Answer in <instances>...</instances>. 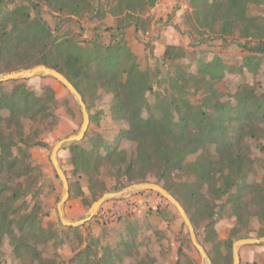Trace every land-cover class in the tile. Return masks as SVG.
<instances>
[{
  "label": "rangeland",
  "instance_id": "374dc122",
  "mask_svg": "<svg viewBox=\"0 0 264 264\" xmlns=\"http://www.w3.org/2000/svg\"><path fill=\"white\" fill-rule=\"evenodd\" d=\"M193 2L157 0L153 7L140 5L132 21L126 19L125 13H117L116 0H98L94 11L86 13L80 20L74 17L69 21L65 19L66 14L41 2V15L55 34L75 36L85 45L89 39L104 43L124 39L140 69L150 73L154 86L151 92H147V98L154 107L162 106L165 95H170L186 98L195 107L202 102L211 110L215 98L220 102L234 101L238 87L243 83L264 95V53L248 51L241 46L246 42L254 45L264 41V3L249 6L248 14L256 17L249 30L251 35L238 37L245 26L239 20L235 27L238 41L225 43L216 33L209 32L205 36L200 33L202 27L195 19ZM22 3L23 0H6L5 8L12 9ZM168 45L182 47L186 51L185 57L176 61L164 60ZM249 55L252 58L245 65V58ZM204 62L222 63V76L212 78L203 70ZM181 73L186 74V92H181L170 82L171 74ZM13 80L26 82L38 94H44L47 86L52 90L47 92L53 100L49 117L41 116L37 121L24 118L22 128L16 123L9 126L6 121L0 125L8 141L13 139L17 143L13 151L19 158L15 168L3 173L1 181L6 185L8 196L20 195L14 206L23 210L21 212L34 209L39 214L43 228L47 229V237L31 238V243L43 257L55 264H93L99 258L106 259L105 264H203L179 212L156 191L142 190L120 199L107 200L84 224L77 227L63 225L57 211L63 186L50 154L56 142L79 131L83 121L80 106L75 96L52 76L37 74ZM13 80L6 81L2 90L10 91L15 85ZM204 81L210 83L216 97L206 96L210 91L207 93ZM112 98L113 95L104 89H98L95 95L86 94L90 122L85 146L96 150L101 135L107 142L132 155L136 144L120 137L121 129L127 124L113 116ZM4 114L7 115L8 111L5 110ZM147 114L145 110L144 115ZM257 123L262 133L256 137L247 136L243 148L252 161L246 182L258 186L264 181V124ZM24 139L28 140L25 146ZM69 144L60 149L58 158L70 185V195L63 205L64 216L74 221L85 218L92 202L104 192L116 191L129 184L123 181L120 172L106 165H102L101 172L92 179L73 162ZM210 149L217 157L216 146ZM101 151L104 152L102 148ZM196 156L192 154L189 159ZM175 178L180 182L187 179L183 173ZM174 190L177 192V188ZM205 192L214 201L204 204V208L201 206L198 210L185 200L184 203L190 208L189 215L195 220L198 240L205 247L211 264H232V247L230 252L228 245L237 239L232 233L239 227L236 226V216L227 197L219 199L215 188L207 186ZM210 205L213 209L208 212L206 207L210 208ZM263 226V221L253 219L249 235L258 237ZM246 233L242 226L237 234ZM0 250V264H31L28 258L16 256L9 237L3 241ZM239 251L240 264H264V243L245 245ZM34 259L33 264H38Z\"/></svg>",
  "mask_w": 264,
  "mask_h": 264
},
{
  "label": "trees",
  "instance_id": "16d2710c",
  "mask_svg": "<svg viewBox=\"0 0 264 264\" xmlns=\"http://www.w3.org/2000/svg\"><path fill=\"white\" fill-rule=\"evenodd\" d=\"M23 1L12 9H6V0H0V74L44 64L64 74L85 102L86 94L95 95L98 89H104L113 95V116L127 124L121 129L120 137L136 144L135 153L129 155L125 149L99 135L96 150H90L85 146L86 132L81 141L69 144L72 160L81 171L94 179L101 172V166L106 165L120 172L123 181L129 185L152 181L151 177H154V182L161 184L180 201L189 217L190 208L186 207L184 200L192 208L200 210L204 204L214 201L205 192V187L215 188L219 199L227 197L236 216V226L239 227L233 229V235L237 239L252 237L249 235L251 221L259 219L264 223V181L258 186L246 182L252 161L244 152L243 144L247 136L256 137L262 133L257 122L264 124V95L243 83L238 87L234 101L220 102L215 98L211 110L202 102L195 107L186 98L170 95H165L162 106L154 107L147 98V92H151L154 86L150 73L140 69L124 39L111 43L89 39L85 45L75 36L55 34L41 15L43 2L58 13L66 14L67 21L74 17L80 20L95 10L98 0ZM194 1L193 13L202 27L200 33L203 36L209 32L216 33L225 43L238 41L235 27L239 20L245 26L238 37L251 35L249 30L256 17L248 14L249 6L264 3V0ZM156 2L116 0L117 13H125L126 19L132 21L140 5L153 7ZM241 46L248 51L264 53V41L254 45L246 42ZM185 55L182 47L168 45L164 60L176 61ZM251 58L246 56L245 65ZM222 66L220 62H204L203 70L212 78L221 77ZM185 75L170 76V82L181 92H186ZM13 82L15 85L10 91L2 90L5 82H0V125L6 121L9 126L16 123L22 128L24 118L37 121L41 116L51 115L53 100L47 95L52 91L50 87H45L44 94H38L26 82ZM204 82L207 93L210 91L206 96L216 97L210 83ZM145 110L147 115H144ZM27 141L24 139L22 142L24 146ZM16 144L13 139L8 141L4 131L0 130V247L9 237L18 258H28L31 264L34 258L38 264H55L43 257L31 243V238L47 237V229L43 228L39 214L34 209L21 212L23 210L14 206L20 195L8 196L6 185L1 181L3 173L10 172L17 165L19 158L13 151ZM214 145L219 153L217 157L210 149ZM192 154L197 156L190 160ZM180 173L187 179L182 182L176 180ZM206 208L208 212L213 209L212 205ZM190 220L194 225V218L190 217ZM210 223L212 225L213 218ZM240 225L246 228V234H237L242 229ZM257 235L264 237V226ZM233 242L228 245L230 252ZM105 263L106 259L102 258L93 262Z\"/></svg>",
  "mask_w": 264,
  "mask_h": 264
},
{
  "label": "water",
  "instance_id": "95a60500",
  "mask_svg": "<svg viewBox=\"0 0 264 264\" xmlns=\"http://www.w3.org/2000/svg\"><path fill=\"white\" fill-rule=\"evenodd\" d=\"M37 74L52 76L53 78L61 82L75 96L83 116V121L79 131L65 138H62L61 140L56 142L51 149L50 160L63 186L62 196L59 202L57 203V211L61 223L65 226H70V227L80 226L84 224L86 221L90 220L95 215L99 207L107 200L120 199L134 192H138L142 190L156 191L164 198H166L179 212L180 216L182 217L184 223L186 224L189 230L192 243L202 258L203 264L205 261H207V264H211V259L208 253L206 252L205 247L199 242L195 231V227L191 222L190 217L188 216L183 205L173 194L167 191L161 184L154 181L136 182L116 191L104 192L99 198H97L95 201L92 202V204L90 205L87 211V215L85 218L72 221V220H68L64 216L63 205L65 204V202L67 201L70 195V185L66 172L59 161L58 152L60 151V149H62V147L65 144L81 141L85 137L90 122V116L86 102L82 97L81 93L76 89V87L69 81V79L64 74H62L55 68L46 66L44 64H40L30 68L10 71L8 73L0 74V82H6L22 77H32ZM261 243H264V237H244L235 240L232 244V259H233L232 264H240L241 261L240 251H239L240 247L245 245H255Z\"/></svg>",
  "mask_w": 264,
  "mask_h": 264
}]
</instances>
